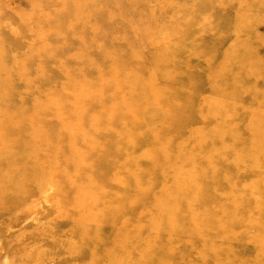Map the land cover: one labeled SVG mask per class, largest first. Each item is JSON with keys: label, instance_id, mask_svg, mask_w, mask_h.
I'll use <instances>...</instances> for the list:
<instances>
[{"label": "rangeland", "instance_id": "374dc122", "mask_svg": "<svg viewBox=\"0 0 264 264\" xmlns=\"http://www.w3.org/2000/svg\"><path fill=\"white\" fill-rule=\"evenodd\" d=\"M78 1L0 0V264H264V0Z\"/></svg>", "mask_w": 264, "mask_h": 264}, {"label": "bare ground", "instance_id": "6f19581e", "mask_svg": "<svg viewBox=\"0 0 264 264\" xmlns=\"http://www.w3.org/2000/svg\"><path fill=\"white\" fill-rule=\"evenodd\" d=\"M93 5H96V1H92V0H84L81 2H75L71 8L69 9H64L65 10V25H69L71 20H79L82 16L85 15V13H87L86 11L88 9H90ZM117 9L119 10V8L117 7ZM74 11H77V14L73 13ZM88 12H92L91 10H89ZM236 22V21H235ZM75 143L79 146L80 144H83L80 139L78 137L75 138ZM224 152L223 150H219V152H217L216 150L214 151V155L212 158H208L206 157V159L208 161H217L219 158H221L223 160V156H224ZM230 156V155H229ZM235 157V156H234ZM231 161V160H230ZM208 182H210L213 185V181L211 179L208 180ZM204 184H201L200 186H198L197 190L201 191V190H205L208 188V184L203 182ZM171 234V232H170Z\"/></svg>", "mask_w": 264, "mask_h": 264}]
</instances>
